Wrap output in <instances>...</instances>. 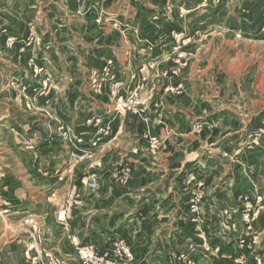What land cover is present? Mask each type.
<instances>
[{
	"label": "rangeland",
	"instance_id": "obj_1",
	"mask_svg": "<svg viewBox=\"0 0 264 264\" xmlns=\"http://www.w3.org/2000/svg\"><path fill=\"white\" fill-rule=\"evenodd\" d=\"M73 1L76 8L72 0H0L6 10L31 8L35 16L55 8L54 19L36 21L22 34L19 26L12 33L17 13L0 10V115L5 105L10 110L0 118V129L6 123L0 161L4 148L5 163L18 169L19 157L9 150L15 147L23 164H47L46 178L54 175L65 185L58 193L43 192L41 203L59 226L60 216L66 224L84 192L98 191L109 165H121L109 171L119 186L134 174L124 164L157 168L170 163L173 146L180 164L189 166L181 168L180 181L201 184L206 200L221 183H207V174L197 169L214 156L205 159V151L223 144L220 159L232 164L241 162L238 150L246 160L264 142V0H132L131 23L123 26L103 0ZM61 48L68 54L58 59L44 54ZM11 116L19 130L7 123ZM42 150L51 154L40 155ZM241 163L245 189H253L262 208L252 164ZM92 181L95 190L82 185ZM12 197L0 180V264H60L44 243L47 214L17 215ZM234 237L230 244L237 246ZM261 244L248 240L242 251L234 247L231 260L264 264Z\"/></svg>",
	"mask_w": 264,
	"mask_h": 264
},
{
	"label": "crops",
	"instance_id": "obj_2",
	"mask_svg": "<svg viewBox=\"0 0 264 264\" xmlns=\"http://www.w3.org/2000/svg\"><path fill=\"white\" fill-rule=\"evenodd\" d=\"M188 3L189 5L192 4L190 1ZM71 4L73 8H76V2L72 0ZM102 5L108 13H111L114 18L121 22L120 26L125 25L127 22L131 23V12L135 10L134 7L136 6L132 0H103ZM60 8L63 9L61 6ZM1 9L6 10L4 6L0 7ZM40 9H38L39 12ZM8 10L17 13V22H14L12 33H16V28L19 26L20 34H22L27 30V26L36 21H47L48 18L54 19L52 11H55V8H50V14L48 12L45 15H40V12L38 15L35 13L36 16L31 15L32 12H35H31V8L27 10L11 8ZM0 23L5 22L0 20ZM92 37L94 38L95 35H92ZM78 46H80L79 42ZM60 50V52L58 50L47 51L44 54L47 53L51 60L58 59L62 53L68 54L66 53L68 50L64 51L62 48ZM0 90H3L2 87H0ZM7 102L11 101L8 100ZM5 107V115H0L1 119L7 116V113L10 115L9 105H5ZM7 123L15 127L16 130L21 128L13 116L10 117ZM4 125L5 127L0 129V134H4L6 123ZM232 135L228 134V137L231 139ZM230 145L229 143L228 146L231 147ZM2 149L5 151L4 148ZM224 149L225 147L222 144L205 151V159L207 155H214V158L210 157L205 166L202 168L198 166L197 168L199 171L204 170V174H207V183L212 184V181L216 178L221 183L220 187L216 185L215 190L208 192L205 200L206 206L215 205L219 209L228 208L234 202L235 197L241 193H248L250 198L255 197L251 187V189H245L249 186V182L242 175L239 167V164H244L241 163L244 161L252 164L253 173L251 177L253 184L256 192L263 193L264 196V142L256 154L246 160L240 157L242 156L241 151L244 152V150H238L236 155L241 162L232 164L228 160L220 159L219 154L226 152ZM9 150L12 151L15 157L17 155L19 157L16 162L18 169L11 168L5 163L4 159L7 153L2 151L1 154L4 157L2 158L3 162L0 161V175L2 176L0 180L2 181L3 193L14 196L11 199L14 200L16 205L14 209L17 215H29L35 218L41 216V214H47L44 243L45 246H50L60 257L73 254L74 246L71 244L70 238H75L76 242L81 245L94 243L103 247L108 246L112 240L124 239L132 245L135 258L133 264H171L165 246L182 249L186 245V240L193 236V225L187 222L184 217L187 206L185 196L181 190L183 184L179 177L181 168L189 166L180 164V150L175 146L167 154V156L171 155L170 163L162 161L157 168L150 169L147 164L145 166L142 162L132 165L124 164L132 166L134 174H131V179L127 183L119 186L115 185L118 184L116 181L113 182L110 179L109 171L121 165H109L108 171L100 176L98 191L93 194L89 192L82 194L78 206L73 209L70 219L65 224L66 228L54 223L53 217L50 215L51 211L48 209L49 205H41V203H45L43 196L46 193L47 195L51 192L58 193L61 187L65 186L64 183L54 179V175L49 179L46 178L47 164H23L20 158L22 155L20 149L9 147ZM38 153L44 156L51 154L48 150H42ZM35 155L37 154L35 153ZM217 157L220 161H217ZM22 170L30 174L26 177L25 174L21 173ZM55 170V173H59L63 169L61 166H57ZM41 171L42 173H39ZM31 173L34 178H31ZM42 182L45 185L39 184ZM45 191L46 193H43ZM237 225V229H241V226ZM255 227H257V230L254 232L258 234L259 242H262L260 250L264 252V205H262L260 218ZM217 230L218 228H214L213 231H210V243L212 246L219 247L220 256L212 257L210 264H234L230 257L234 245L230 244V238L227 240ZM230 236L232 237V234ZM193 240L197 241L196 239ZM252 258L251 255L248 256L249 263H254Z\"/></svg>",
	"mask_w": 264,
	"mask_h": 264
},
{
	"label": "built area",
	"instance_id": "obj_3",
	"mask_svg": "<svg viewBox=\"0 0 264 264\" xmlns=\"http://www.w3.org/2000/svg\"><path fill=\"white\" fill-rule=\"evenodd\" d=\"M113 24L119 25L117 20H114ZM82 185L95 190L98 184L92 181L83 182ZM183 186L189 187L183 191L187 206L184 217L193 225V236L186 240V245L182 249L165 246L171 264H210L212 257H219V247L210 243V231L214 228H218V233L227 240L238 236V245L234 247L239 251H242V246H246L248 240L253 246L258 243V234L251 230L250 226L261 212L258 200L254 203L255 198L241 193L228 208L219 209L215 205L207 207L202 197L201 184L190 186L189 183ZM60 217L62 227L66 228V219H62L64 217L62 215ZM237 224L241 229H234ZM70 242L74 246L73 254L60 257L58 260L60 264H133L135 260L132 245L124 239L112 240L106 247L94 243L81 245L75 238H70ZM240 258L241 256L237 261H240Z\"/></svg>",
	"mask_w": 264,
	"mask_h": 264
}]
</instances>
